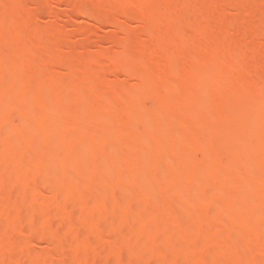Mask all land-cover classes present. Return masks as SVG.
Masks as SVG:
<instances>
[{
	"label": "rangeland",
	"instance_id": "1",
	"mask_svg": "<svg viewBox=\"0 0 264 264\" xmlns=\"http://www.w3.org/2000/svg\"><path fill=\"white\" fill-rule=\"evenodd\" d=\"M13 1H16V0H13ZM116 1L117 0H115V2ZM154 1L155 0H152V2ZM78 2L84 3L87 6V8L89 7V9L91 8L93 9V11L95 9L94 12H97L101 10L104 11L103 9L104 5H107L109 3L108 5L110 6V2H114V1L113 0H23L21 4L18 3L12 8L7 9V8H3V6L1 8V10L6 9L2 11V13H0V44L2 45L1 51H0V63L1 64H6L7 61L11 59V57L16 55L17 53L21 55V61L27 55H30L33 57L35 56L40 57L41 59H43V61L45 60L44 62L46 63V66H44V68L48 66L46 70H49V67L50 68L53 67V69L58 68V67L54 68L53 65L55 64V66H57L56 65L57 62L53 63V61H58V64H61V63L68 64V65L61 64L63 65L62 68L59 67L60 68V69L58 68L59 71L56 70L57 74L56 75L53 74L55 76L58 75L59 77H61L60 80L57 81L58 83L60 82L59 84L52 85L54 88L52 87L45 88L46 91L43 88L42 91H40V93L39 91L35 92L36 90L34 92L30 90L31 94H30V91L28 93V97L30 98L28 97L23 98L25 94L22 95L23 90H24L22 86L26 84V81L29 82V80L27 79L31 78V77H28L30 72L29 73L25 72L23 71V69H22L23 72H21V69H18L17 71H20V72H13L9 76H7L6 79L4 78V80H0V128L3 129L0 131V134H2L1 132H4V129H6L7 131L9 130V132L5 130L6 133L8 134H5L4 132V134H2L1 137H4V135H7V136L10 135L12 137L11 134H13V136L16 134L17 135L20 134V136H18L19 138L17 137V135L14 136V139L9 137L12 139V141H10L12 143L10 144L7 143L6 145L13 152L12 158L14 162L17 161L15 162V164L16 165L20 164L18 165V166H21L20 169H22L23 165L24 167H28L27 171H24L23 170L24 167H23L22 171H20L19 173L10 172V169H8L9 167L7 168L5 166L6 164L1 162L6 157V155L0 152V174H1L0 177H2L1 178L2 183L5 182L6 184L4 185L8 186L9 188L12 187V190H14L13 188L14 186H16L17 187L16 189L18 190H14V191L18 193H20L19 190L21 189L22 186L25 191V193L21 192V195L20 197H18V199L16 197L17 202L14 201L13 202V204L15 203L14 205L10 204L11 202L9 203L10 205L7 204L6 199H0V210H1L0 214L3 211H6V213L3 212V214H7V211L8 213H10L11 210L15 208V210H13L15 211L14 214L16 212H19V213L22 212L23 216L25 217L26 215V218H28V216L31 217L30 213L33 214L35 212V211L32 212L33 208L36 210V212H38V210H46L48 212L49 211L52 212L54 211L56 206H59V205L61 206V204L62 206L64 204H67V206L69 205V208H71V210L69 211L75 212L73 213L75 214L74 215L75 217H73L75 219H72L73 221L69 222L70 219L68 218L69 219L68 220L69 223H68L67 221H65L66 219L64 220L65 217L62 218L63 220L62 222L61 220L58 221L60 224L61 223L62 224L65 223V224L62 226L61 231L58 232V234H55L56 236L49 237L48 232H50L52 227H51V224L47 222L49 226L47 227V231L45 232L48 235L47 237H49L48 239L44 238V236H46L45 233L38 240L34 239L32 235L33 229L34 230L36 228L40 229L41 226L44 225V220L41 216V214H43L42 213L43 211L42 212L40 211L41 212L40 216L33 215L31 217L32 219L29 217L30 222L32 221L33 222L35 221V222L30 223L28 219L27 220L28 222L27 221L25 222L27 224L26 226L23 227V229L22 227L19 226L20 224L18 225V223L17 225L15 224V226L13 225L14 226L13 231L14 230L16 232L19 231L18 232L19 235H17L18 233L16 234L15 231L13 233L15 235L14 239L15 240L17 238L19 239V241L17 239L16 242L15 240H13L15 244L17 243V245H15L17 246V250L15 249V252L17 254L16 257L18 256L19 259L24 264H26L27 262H28L27 264H31V263L35 264V262L36 264H38L39 262L41 264L45 262L48 264H63L65 263L66 260H68L67 261L68 264H82L83 262L85 263L84 259L90 253H88V255L86 254L87 256H85V253L80 254L79 253L80 247L73 249V247L75 246L74 242L78 240L80 241L81 244L82 243L88 244L90 242V237L93 236V235L91 236L88 235L87 233L88 231H86L88 230V228L91 231L93 230L92 233H94L95 235L97 234V232H99L98 233L99 235L102 231L105 230L106 227H108V230H110L113 233V236H112V233L110 234L108 231L107 233L109 236L108 235L106 236L104 233L103 234L104 237L105 238L114 237L113 241L115 243L114 244L115 248L117 246L122 245L123 252L118 255H115V254L105 255L103 253L100 254V251L98 250L99 251L98 255L96 254L94 256L92 254L93 256L91 255L89 256L90 259L88 260H91L93 264H132V262L133 264H140V263L145 264L147 260L151 262L153 261L152 264H154V262L155 264H160V263L162 264L164 260L165 262L167 260L166 262L167 264L169 263L170 264H174V263L175 264H209L208 261H210V259L215 257L217 254H219L220 249L221 250L224 249L225 251L230 252V253L232 252L235 255L234 257L235 260L233 259L227 264H264V228L262 229L263 231H261L260 234L246 233V231L244 232L242 231V229L238 228L240 226H245V227L253 226L263 221L264 219V196L251 193L249 196H247L248 198L244 197L245 199L244 201V199L242 200V198H240L241 196H239L236 193L233 194V192H231L232 186L228 185L229 183L227 184L222 181V178H224L222 174H224L225 176H230L231 174L234 175V172L238 170L237 175H239L238 174L239 172L242 173L246 171V168L248 167L247 163H250L251 161L252 163L250 164H253L254 163L253 160H256L257 158V157L256 158L253 157L256 155L254 154L252 156V159H250L251 158L250 156L252 155L251 153H255V151L253 150H256V151L257 149L260 150V148H263L262 146H264V128H262L263 131L262 129H259L260 126L261 127L264 126V118L261 116V113H264V103L263 102L261 103L260 101L263 98V96L261 97V94H260L262 90L260 91L259 88H257V90H254V91L251 90L252 93H256L260 91L259 92L260 95H258L257 99L253 96V94H252L253 96L252 98L251 94L248 92H247L248 95H243L244 93L243 94L241 93L243 96L239 97L240 94H237L238 92H236V94H233L235 92L231 91L230 94H228L229 90L221 91L222 94H219L221 92H218V93L215 92L214 95L212 93L213 91H210L211 90L210 83L213 86V83L215 82L214 85H216L217 83H219L218 81L220 79L222 80V78L223 79L226 78L227 82L229 80L231 81L230 83H232L233 82L232 80H235L236 76L238 77L240 75L247 76L246 73L250 74L249 72L250 70H252V68L257 69V65L259 66L258 63L261 64L262 62H264L263 60L264 59V45L262 44L264 42L262 41L260 45L258 44V42H256L260 40L256 38L249 39V42H247L248 39L246 41V40H243V37L242 39L240 38L241 34L239 32L240 30H244V31L247 30L245 26H241V25L242 23L243 24L245 23L244 20L248 21L247 20L248 14L249 15L251 14L252 16L250 17H253V15L255 16L256 14H258L257 12L260 13L262 11V15H263L264 0H245V1L243 0H157L155 1L156 2L155 5L159 6L160 8H163V9H160L161 11L159 10L161 14H163V16L167 15L169 17L168 19H170L173 22L175 21L178 23L180 21L179 19H181L183 13L186 12L187 10L186 8L190 10L188 12H192L193 10L197 12L199 9H203V8L210 9L212 6H214L215 8H217L218 12H223V9L226 10L227 8L229 10V13L231 14V15L229 14V16L227 17V20L229 22L231 21L230 26H233L236 24L235 28L240 27V30L238 29V32H237L234 30V26L233 28L228 26L229 29H233V31L231 30L227 31L228 30V27H226L227 25L224 26V24L222 23H219V24L220 25L222 24L221 26L224 27L223 28L224 30L222 29V27H220L219 24L218 25L216 24V27L218 28H215V29H212V28L201 29L197 27L199 25L197 24V26L187 36H185L186 34H184L183 36V34H181L178 30H174V31L171 30L172 32H168V33L164 31H163L164 33H162L161 31L157 32V30L154 28L155 25H152V24H149V26L151 27V30H150V33L147 34V31L145 30L146 29L149 30V28H146V26L144 25V18L141 14H138V10L140 11V9L142 8L143 11H147V6H149L148 4H150L151 0H127L125 2H118V3L114 2L115 6L112 5V8L114 10L111 9L112 12L107 11L108 13L109 12L113 13L114 11L115 13L116 11L118 13V11L122 9L123 11L122 10L121 11L127 14L125 15V17L122 14L121 16L120 13L122 12L119 11L118 16L116 18L121 20L120 21L121 24L123 23L122 25L119 24L121 25L119 28L110 26V25L96 24L95 22L91 21V19L89 20L88 17H85L79 12L69 11L67 4L71 3L72 5H74ZM160 2L162 4H159ZM146 3L147 5H145ZM206 3L207 4L210 3V5L208 4V6L205 7ZM99 8L101 10H99ZM163 10H165V12L167 11L166 15H165V12L163 13ZM37 12L39 15H37V17H35L34 19V16H36L35 14H37ZM47 12L49 14L50 12H53V17L51 14H50L51 17L48 16ZM179 14H180V17H178ZM244 15L246 17H244ZM24 18L25 19L28 18L27 20H30L31 18H33L30 22L33 21L35 23L32 22L33 24L31 23V25H29L30 24L29 23L28 27L23 28L24 31L21 30L23 33L19 35L20 34V32H18L19 30L16 31V28L18 27L17 23H20L21 19H24ZM233 20L235 22H232ZM241 20L242 22L240 23L241 24L240 25L238 23ZM10 23H13V26H12L13 33H11L12 31L9 32L11 30ZM8 26H10V28ZM143 26H145L146 28L145 30L143 29ZM149 26L147 25V27ZM225 27L227 28V30ZM19 28H20V25H19ZM143 32H146V34H143ZM151 32H152V35H151ZM156 32L159 36L156 34ZM159 32L162 34H159ZM233 32L235 33L233 34ZM257 32L259 34L264 33L263 24L260 26L258 25ZM153 33L155 34L153 35ZM46 35H49V36H46ZM147 35H148V38L151 36L149 40H147L146 38ZM45 36L47 38L51 37L53 38L54 41L55 40L57 41L55 42L49 41V43L46 44L45 46L43 45L41 46L40 43L43 42V39L45 40L46 38ZM152 37H154V39H151ZM28 38L33 43H35V46H33L34 47L33 51L32 50L27 51L26 49H23V47L21 46L22 42L24 40L27 41ZM155 39H157L156 41L159 42L155 44L163 45L165 50L168 47V43H170V41L172 43L170 45H173L174 43L173 47H176V48L179 47L181 50L180 52L176 51V54L177 53L179 54L176 56L177 59L174 58L176 60L173 59L175 63L172 61L175 67L170 66L174 69L172 71L173 73L168 70V72L171 73L170 75L172 77L170 78L169 77L170 75H165L166 73L165 74L162 73L161 78L157 77L158 76L157 75L156 77L154 76L155 78L153 77L150 79L147 74H144L145 76L144 79L142 78L143 80L137 81L134 79L135 77H132V76H135V73L138 72L136 70H138L137 62L139 60L136 61V63H134L135 58H143V54L145 53V51L146 53L144 54V57L148 58V60L145 58V60H147L145 61V64L146 62L148 63V61H150L153 63L150 65H154L156 69L158 67L159 69L163 70V68L165 67L163 64L166 63L165 65H166V72H167V65H168L167 63L170 62L168 58L171 57V56L169 57V55H171L169 51L165 52L163 51L164 49L163 50L159 49L161 47L160 45H157L158 47L159 46L160 47L157 49V47L155 46L156 48L154 49H157L158 51L153 50V53L150 52L151 54L148 53L150 55L147 56V52L151 49L150 40L154 41ZM58 41L60 42L58 43ZM118 43H120L119 44L120 48L118 46ZM224 45L226 48L225 49L226 54H225V57L222 56L220 58L218 57L219 55H217L218 54L217 51L219 50L220 52L221 50H224L223 49L224 47L222 48V46ZM153 46L154 44L152 45V48ZM19 48H21V50H19ZM235 48H237V50H235L236 53L234 52ZM228 50L230 51L229 53L230 55L227 52ZM239 50L240 52H238ZM140 51L142 52L141 55H140ZM121 52L123 55L121 54ZM233 52L237 54V56L240 55L238 53H241V55L239 57L234 56L233 58H231L230 56L234 55ZM213 54H215L216 57L215 56L214 57L216 59L217 58L218 59L220 58V59L216 61L214 60L215 63L213 65H211L210 63V66H211L210 68H209V64L204 62L208 65L209 69L207 68L206 70H204L203 68L204 65L203 66L200 65L202 66V69L200 70L194 66L195 63H199L201 61V57H202V60L204 58V60H206L207 62H209L208 60L212 61V59H210L208 55L211 56ZM250 55L254 56V58L256 57L255 63H253L254 58L252 59V56ZM101 57L104 60L101 59ZM261 57H263V59ZM133 58H134V62L132 60ZM258 58H261V59L260 61H258L257 65H255ZM5 60L7 61L5 62ZM99 60H100V63H102V61L106 62L104 63V66H105L104 68H103V65H101L103 71L105 68H107L108 70V71L107 70L104 71V73L107 72L106 74L103 73L104 75L102 73L97 74V73L90 72L91 69L88 67V66H91V63H94L95 61H98V62H95L94 64L98 63V65L100 66ZM47 62H49L50 63L49 65L51 66L47 65ZM114 64H116L117 66L114 67ZM134 64L137 66V67L135 66V69L137 68L136 70L134 69ZM66 65L67 66L70 65V67L74 66L75 69H80L82 67L85 68L86 70L89 69L87 72L85 69H83L85 71V74H82V79L80 82L82 85H79V86L77 85V87H75L74 85L71 86L72 83L70 82V80H68L69 79L68 75H66L67 71H70V70L69 68L67 71L64 69L67 67ZM77 65H81V66H78L77 68ZM118 65L119 66L121 65V66L119 67ZM124 65L125 67H123ZM192 65L196 69L195 71H191L193 69V68L191 69ZM262 65H264V63ZM128 67L129 68L133 67L131 68L132 72H130ZM141 68H144V66H142ZM177 68H179L178 69L179 71L177 70ZM120 69L121 70L126 69V70L125 72H123V71H120ZM134 70L136 72H134ZM159 71L162 72L161 70ZM177 73L179 74L177 75ZM261 73H264V70H262ZM30 74L32 76V73ZM44 74H43V77H41V79L44 78ZM62 74H64L63 76L65 79L63 78ZM173 74L174 75L176 74V77ZM39 75L41 76V73ZM84 75L85 77H83ZM100 75H101V78L103 77L102 80H104L105 82V83H102L103 87H105L103 88L104 92L102 89L103 94L106 91L104 96L103 94L100 95L98 90L96 92H92L90 88H88V84L90 83V81L93 80L96 76L100 77ZM174 80L176 81V84L178 85L177 88H174L176 89V91L174 89H173L174 91L171 90L172 87H176ZM172 83H173V86H172ZM193 84H195V86H193ZM61 86L65 88H61ZM108 87H111V88H108ZM214 89L215 88H213V90ZM219 89H217L216 91H219ZM209 91L212 94V96L210 94L211 97L209 96ZM61 92L63 93L62 95L63 98L65 97L64 98L65 104H67L69 112L71 111L72 114H74L78 110L79 113H83L82 115L85 114L84 117H82L80 114L81 116L80 118L77 117L73 119L70 116L72 119L71 122L73 123L72 126L76 129V132L66 131V130L59 131L61 130L60 128L61 121L59 122L58 120L59 118L58 119L55 118V115H56L55 112L57 108H59L61 105V102L59 100L60 99L59 93ZM168 92L169 93L172 92L171 94L174 93L173 94L174 98L170 94H169L170 96L167 98ZM261 93L264 95V92H261ZM76 96L80 97V99L78 98L81 101L80 107H79L80 104L78 105V107L75 104H73L74 99L77 98ZM99 96H100V99L102 97H104V99L102 98V100L99 101ZM165 97L169 99L170 101L172 100L173 101L170 103V101L165 99ZM171 97L172 99H170ZM226 97H228L232 101L231 104H229L230 103V101H228L229 99L226 102L223 100V99H227ZM95 98H98V99L94 101ZM258 98H260V100H258ZM255 99L258 100L259 103L256 102ZM177 102L179 106H181L179 108L181 109L184 108L183 110H180L179 108H177L180 110L179 113H177L176 108L174 109V107L177 106V104H175ZM225 103H227L230 106H228L227 104L226 106ZM81 107L83 108V110L81 109L82 111L80 110ZM227 107L228 108L231 107L229 108L230 109L229 111H232V113L229 111H228L229 113L227 112L228 118L227 117L226 118L228 120H226V118H223L224 115L226 114L224 110L227 109ZM117 108L125 109V111L128 112V114L130 113L129 111L134 110L133 108H135L137 113L136 112L134 113L138 115H136V118L132 117L134 118V120L132 119L133 121L132 122L129 121L130 123L128 124L126 122H124L123 124L121 122L118 123L119 120L117 119V115H118V112H117L118 110H116ZM130 108L132 109L130 110ZM17 110H19V113L20 112L23 113V115L21 113V117H19L18 119L15 117V114H14L15 111ZM167 110L174 111V113L177 114V117L179 119H184L187 121H192L191 118L190 120L188 118V115H192L191 113H194L193 114L194 116L195 114H198V116L200 115L199 117H196V116L192 117L193 118L192 122L194 123H195V120H194L195 118L196 120L199 118V121H200L202 117V113L204 112L208 114H210V112L211 113L213 112L215 114L217 113L215 116L216 120L214 121V124L217 121L219 122L218 125L216 126L217 130L214 129L217 132L216 133L213 132L214 125L213 123H211L210 125L211 127L208 126L210 130L209 129L208 130L210 132H213L212 133L213 138L211 137L212 134H210L208 130L207 131H208V134H210L208 136H210L212 140H210L209 138V141L208 140L206 141V139H208L206 138L204 139L205 140L204 141L202 138V140L200 141L203 142V145L202 144L199 145V142H200L199 139L196 138L194 141V138L191 137L190 135V133L192 132L194 134L195 132H197V128L195 124L191 122L192 126H191L190 133L189 132L187 133L185 131L186 136H182V138L178 137V139L180 138L183 141L185 140V137H186V139L189 140L188 143L190 142V144L192 143L195 144L197 140L199 142L198 143L196 142V143L198 144L199 147L198 148L195 147L194 144L189 145L186 154L183 152V148H184L183 145L187 147L186 146V144L188 145L187 140H186V144L185 143L183 144L181 142L178 143L179 141L177 140L178 141L177 143L180 144V146H183L181 148L177 144L178 147L176 148H178V150L171 148L170 147L171 145L165 144L166 149L163 147L157 146V150L155 149L156 152L153 149L152 150L153 152L151 153L148 152L145 155H141L139 153L137 155L136 154L137 152H135V150L129 149L136 142H138L139 139L137 138H139L138 135H140L138 133L141 132V134H144L145 136L148 132L151 133L152 130L148 129V127L149 125L152 124L153 118L155 116L157 117L158 114L161 115L162 112H166ZM218 113H220V115ZM36 114H39L41 116V120L45 122L47 125L54 124V126H51L50 128L51 130L48 129L49 131L48 130L43 131L42 129L40 130V128H38L39 127L38 125L39 123L37 122L38 120H35L37 119ZM131 116H132V113H131ZM256 116H258V118L253 119V117H256ZM247 119L254 120L253 123L250 120V123L252 124L255 123L256 125L257 124L260 125L261 123L262 125L260 126L257 125L258 130L256 128L255 129L256 132L255 130H251L255 124L253 126H251L252 125L251 124L250 127H248L249 130L245 129V126H246L245 124H250ZM257 119H260V123H258ZM108 121H111L109 123L111 126L108 125ZM220 122L222 124H220ZM196 123H198L199 125V122H196ZM115 124H120V125H115ZM146 124H147V128L145 126ZM177 132L179 133V131ZM185 132H182V133L180 132L181 134L179 135H184ZM195 137H197V135ZM162 139L163 138H161V141ZM5 142L7 141L4 140V143ZM0 143L3 144L2 141H0ZM47 146H51L53 150H49L50 152L43 153L42 150L44 148H48ZM127 147H128V150L126 149ZM158 147L164 150L160 149L162 150L160 152L158 151L159 150ZM239 147H242V148L244 147V149H247L248 152L250 151L251 152L248 153L245 150V152H247L245 153V155L244 154L240 156L235 155L236 154L235 152ZM72 148L74 150L77 149L78 151V152L77 151L76 152L74 151V152L78 153L76 154L75 157L79 159L77 160L79 161L78 163L79 165L76 163V160L73 159L75 161L73 162L76 163V165L73 162L69 164L70 166L66 163L68 167L64 168L63 166H65V164L60 165L59 158H62L66 154L67 155L71 154L69 153L70 152L69 150L70 149L72 150ZM103 149L106 150V154L104 155V158H103ZM123 149L125 151H122ZM90 152L94 156L93 164H87V161L88 162L91 161ZM87 153L89 154V156ZM246 154L250 156L248 155L246 156ZM50 160H52V162ZM39 161L42 162V166L38 169V172L40 176L42 177L41 179L42 182L44 181L43 185L40 180L39 184H41V186L39 187L40 189L37 188L38 193L34 192L31 189L30 190L32 192H30L29 190L27 192V189L29 188V186L31 188L33 181L35 182V180H33L35 178V175L33 172L35 169L34 164L35 162L37 163ZM49 162H51V164ZM85 162L87 164V165L85 164L86 166H84ZM135 163H139V165H141L140 166L141 170L138 169L139 172L141 173L137 171V174L138 173L139 175L141 174V176H139V180H142V181L137 183L138 185L141 183L139 185L138 190H136L137 200L134 201L133 204H131L132 206H130L128 210L126 208V206H128L126 205L127 196L121 195L120 197L116 198V199H120L119 201L114 200V198L113 199L109 198L108 200L105 193H107L108 191V186L110 187L113 184L115 185L119 182H122V180L124 179L125 180L128 179L132 173V171H130L132 169L131 166ZM61 164H63V162H61ZM71 164H74V165H71ZM207 165L209 166V168ZM90 166L93 167L92 171L89 169ZM217 166L218 168H220L221 172L218 171V173L216 174V171L218 170L216 169ZM180 167L183 170L186 168L187 172H189V175H187L188 177L180 178L181 177L180 176L179 178L178 177L175 178L174 177L175 172H174L172 174V176L174 175L173 176L174 178L173 177L171 178L170 175L173 172V170L178 169ZM205 167H207L208 169ZM154 171L156 173V174L154 173L155 175L152 174ZM212 171L216 174L217 177L212 176L213 174ZM191 172H195V173H191ZM197 172H198L199 178H198V175H196ZM201 172H203L204 175ZM210 172L212 173L211 175H210ZM200 173L202 174L201 177H200L201 175ZM158 174L160 176H158ZM164 174L165 175L168 174L166 176L167 182L169 184L167 187V190H166V187L164 186L166 191L164 189L163 190L160 189V187L158 186L160 182L157 183V179H155L156 180L155 182L154 178L152 179L150 178L152 175L153 177L158 176L160 179L161 175L163 177ZM193 174H195L196 177L193 176ZM237 175L235 173V176H231V177L234 178ZM190 176L191 177L193 176L192 179L194 180L191 179L192 180L191 181L189 179ZM211 176L214 177L213 179L214 181L212 183H211V180H212ZM204 177L207 178L205 179L206 181L202 180L204 179ZM143 178H145V180ZM196 178L198 179V181ZM169 179H174L175 181L172 182L171 180V183H170ZM88 181H90L91 183L93 182L92 189L93 191H97V192L92 193V191L87 190L88 188L86 189L87 187L86 182L88 183ZM106 182H108V184ZM111 182L113 184H111ZM163 185H166V179H165V184ZM229 186H230L231 191H229ZM5 188L7 189V187ZM158 189L159 191L162 190L163 192L162 191L159 192ZM104 190H105V193H103ZM130 191H134V190L130 189ZM7 192L9 193L10 189H8ZM22 193L24 195H22ZM85 193L86 194L90 193L92 195L90 201L89 200L86 201L83 198L82 195H84ZM133 194L134 192H132V196L136 198L135 194L134 195ZM17 196H19V194ZM11 197H8V198H11ZM182 197H184V200ZM185 198L187 200L193 199L191 201V204L188 203L190 201L189 200L187 201ZM3 200H6V202H4ZM186 201H187V204L185 203ZM170 202L175 207H181L186 204L185 206H187L189 209H187L186 212H183L182 215H180V217L178 215V217L176 218V221L178 220L179 221L176 222V224L173 222L172 226H168V223H166L164 220L163 221L165 222L167 226L163 225L162 220L154 221V222H157V223H154L152 220L153 215L151 214V213H154L153 210L155 211L161 210V209L163 210L164 207L166 209L168 203ZM172 202H175V203H172ZM106 204H108V206ZM171 204L169 205L171 206ZM11 206L13 207L12 209H10ZM119 207L123 208V210H118ZM124 207H125V210H124ZM193 207H198L199 211H193L195 209L191 211V208ZM26 208H31V209H26ZM115 208H118V209H115ZM23 209H25V211L28 210L27 213L29 212V215L27 213L24 214L25 211ZM16 210H19V211H16ZM126 210L132 213L131 214L132 219L134 215V222L133 220L132 222L124 221L125 217L122 215V213H124L122 211H126ZM13 211L11 213H13ZM146 216H148L149 218L151 217L150 221L152 220V222L148 221V217ZM3 217L4 219H2ZM3 217L0 219L1 220L0 221V235H2V233H5V231L7 232V229L10 228L12 224H14V223H11L9 219L5 218L8 216L3 215ZM40 217L42 218L43 223ZM122 217H124V219ZM102 218H106V220H108V222L104 221L105 222L104 226L107 224L108 226L100 227L96 223V221L102 220ZM140 218L142 219L140 220ZM144 221L146 222V224L144 223ZM66 222L68 224H66ZM93 222H95L96 224H94ZM141 222L142 224H140ZM39 224H41L40 227H39ZM55 224L56 223H54V225ZM60 224L58 225L60 226ZM93 224L94 226L95 225H98V226H95L94 228H92ZM177 224L179 225V227H177ZM216 224L223 225L224 228H228L226 226H229V228L233 227L235 231H233L232 233L230 232V234H227V235L223 234L224 236L223 235L219 236L212 229V227L216 226ZM15 227L17 230L15 229ZM43 228L46 229V227H43ZM3 230L4 232H2ZM56 231L57 230H55V232ZM120 231L123 233V235L122 233H120ZM43 232H44V229H43ZM131 232H134V233H131ZM128 233H131V234L128 235ZM132 234H136V235L139 234L140 236L138 235L136 236L137 239L132 240L130 238L131 237L130 235ZM141 234L142 235L144 234V235L142 236ZM116 235L120 237L122 235L121 237L122 239ZM200 237L202 238V240H204L203 242L202 240H200L201 239ZM25 240L27 242H29L30 240L31 243L29 242L30 243L29 245L25 244V242L22 243L23 245L19 244ZM103 240H101V242ZM115 240L117 241V243ZM198 240H200V242ZM119 241H121V244ZM124 241L125 242L127 241V242L124 243ZM205 243L206 244L208 243L207 244L208 246L207 245L205 246ZM85 244L81 246H86ZM20 245L21 247L19 248L18 246ZM209 245H212V246H209ZM193 247H196L199 249L201 248L200 250H197L199 252L196 253L194 258L190 257L187 254L188 251L190 252V250L193 249ZM178 254L181 256H178ZM168 255H172L177 259L179 258H183V259L178 262H173L174 261V260L172 261L173 258L166 259ZM9 256H11L10 253H6L4 256L6 258L3 260L0 259V264H5L6 263L5 260L10 259ZM196 256L200 258L196 259ZM231 256H233V254H231ZM42 257L45 262L42 260ZM133 260H136V262L134 263ZM2 261L5 263H3Z\"/></svg>",
	"mask_w": 264,
	"mask_h": 264
},
{
	"label": "bare ground",
	"instance_id": "2",
	"mask_svg": "<svg viewBox=\"0 0 264 264\" xmlns=\"http://www.w3.org/2000/svg\"><path fill=\"white\" fill-rule=\"evenodd\" d=\"M11 0H0V13H2V11H4V10H6V9H2L1 10V8H2V6H3V8H7V9H9V8H12L13 6H15L16 4H21L22 2H23V0H16V1H11ZM114 2H115V0H113ZM125 1H127V0H117L115 3H118V2H125ZM155 1H157V0H155ZM152 2V0H151V2L153 3H151L150 2V4H148L149 6H147V11H143V9L141 10L140 9V11L138 10V14H141L142 16H143V18H144V25L146 26V28H149V30L148 29H146L145 28V26H143V29L145 30V31H147V34H149L150 33V30H151V27L149 26V24H152V25H155V29L157 30V32L158 31H161L162 33H164V32H172L171 30H178L181 34H183V36H184V34H186L185 36H187L189 33H191L192 32V30L197 26V24H199L197 27L198 28H201V29H206V28H212V29H215V28H218V27H216V24L218 25L219 23H222V24H224V26L225 25H227L226 27H228V26H230L231 24V21L229 22L228 20H227V17L229 16V10L226 8V10L225 9H223V12H218V10H217V8H215L214 6H212L210 9H199L197 12L196 11H192V12H188V11H190V10H188V8H186L187 10H186V12H184L183 13V15H182V17H181V19H179L180 21L177 23V22H173V21H171L170 19H168L169 17L166 15L167 14V11L165 12V10H163V13L165 12V15L166 16H163V14H161V10L160 9H163V8H160L159 6H157V5H155V3L156 2ZM243 1H245V0H243ZM114 2H110V6L108 5V7H107V5H104V11H102L100 8H99V10H101V11H97V12H94L95 11V9H94V11H93V9H89V7L87 8V6L84 4V3H82V2H78V3H76V4H74V5H72L71 3H68L67 4V6H68V9H69V11H71V12H79L80 14H82V15H84L85 17H88V19L90 20L91 19V21H93V22H95L96 24H99V25H110V26H114V27H120L122 24H121V20H119L118 18H116L117 16H118V13H119V11H121V10H119L118 11V13H117V11H116V13H115V11L113 12V13H110V12H112L111 11V9L112 10H114L113 8H112V5H114L115 6V3ZM145 2V1H144ZM66 3V2H65ZM112 3V4H111ZM64 4V3H63ZM159 4H162L161 2L159 3ZM158 4V5H159ZM209 5H210V3H208ZM208 4L206 3V5H205V7L206 6H208ZM65 5V4H64ZM145 5H147V3L145 4ZM154 7H153V6ZM66 6V5H65ZM105 6H106V8H105ZM113 6V7H114ZM146 7V6H145ZM161 7H162V5H161ZM107 8H108V10H107ZM144 8V7H143ZM151 8H153V9H151ZM148 9H150V10H148ZM160 10V11H159ZM107 11H110L109 13L107 12ZM123 11V10H122ZM121 11V12H122ZM159 14H158V13ZM188 12V13H187ZM40 13V12H39ZM258 14H256L255 16L253 15V17H250V16H252L251 14L249 15H247V20L248 21H246V20H244V24H246V25H244L243 23H242V25L240 24L241 22H242V20L238 23V24H240L241 26H245L246 27V31H244V30H240V25L238 26L239 28H235V25H233L234 26V30L235 31H237L238 32V29L240 30L239 32H240V38L242 39V37H243V40H246L247 41V39H248V41L247 42H249V39H254V38H256V39H258V40H260V41H256V39H255V41L256 42H258V44H260L261 45V43H262V41L264 42V33L263 34H259L258 32H257V28H258V25L260 26V25H264V13H263V15H262V11L259 13V12H257ZM47 14H48V16H50L51 17V15H52V17H53V12H50V14L47 12ZM111 14H113V15H111ZM114 14H116V15H114ZM123 15L124 17H125V15H127L125 12H122V13H120V15ZM261 14V15H260ZM36 16H34V19H35V17H37V15H39L38 14V12H37V14H35ZM119 15V16H120ZM121 15V16H122ZM231 15V14H230ZM249 16V17H248ZM178 17H180V14L178 15ZM177 17V18H178ZM244 17H246L245 15H244ZM171 18V17H170ZM28 18H24V19H21V22L20 23H17V28H16V31H18V32H20V34L19 33H17V34H19V35H21L23 32L22 31H24L23 30V28H27L28 27V24L29 25H31V23L33 22H30L33 18H31L30 20H27ZM230 19V18H229ZM233 19V18H232ZM25 20H26V22H25ZM226 20H227V22H226ZM23 21V22H22ZM173 22V23H172ZM225 22V23H224ZM232 22H235L234 20L232 21ZM33 23H35V22H33ZM32 23V24H33ZM237 23V22H236ZM11 24V28H10V26H8L10 29V31L9 32H11L12 30H13V23H10ZM20 25V28H19V25ZM119 24H121V25H119ZM149 26V27H147V25ZM221 24V25H222ZM234 24V23H233ZM25 25H27V26H25ZM200 25H201V27H200ZM220 25V24H219ZM220 25V27H222V29L224 28L223 26H221ZM25 26V27H24ZM233 26H230L231 28H233ZM225 27V28H226ZM121 29V28H120ZM22 30V31H21ZM143 30V31H144ZM217 30V29H216ZM224 30V29H223ZM226 30H227V28H226ZM229 30H231V31H233V29H229V27H228V30L227 31H229ZM164 31V32H163ZM157 32H156V34H157ZM11 33H13V31L11 32ZM10 33V34H11ZM122 33V32H121ZM162 33H160L159 32V34H162ZM178 33V32H177ZM235 32H233V34H234ZM143 34H146V32H143ZM155 33H153V35H154ZM173 34V33H172ZM176 34V33H175ZM228 34V33H227ZM123 35V34H122ZM151 35H152V32H151ZM158 35V34H157ZM46 36H49V35H46ZM45 36V37H46ZM159 36V35H158ZM146 37V36H145ZM151 37V36H150ZM149 37V38H150ZM156 37V36H155ZM47 38V37H46ZM45 38V40L43 39V42H41L40 43V45L42 46H45L46 44H48L49 43V41L50 42H55V41H57V40H53V38H47L46 39ZM147 40H149V38H148V35H147ZM245 38V39H244ZM55 39V38H54ZM142 39V38H141ZM151 39H154V37H152ZM122 40V39H121ZM157 39H155L154 41L153 40H150L149 42L151 43L150 45H151V47H150V45H149V47L152 49H150L148 52H147V56H149L151 53H153V50H157L160 46V48L159 49H161V50H163L164 49V46L163 45H160V44H157V45H160L159 47L155 44V43H159V42H157L156 41ZM123 41V40H122ZM153 41V42H152ZM251 41V40H250ZM253 41V40H252ZM60 41H58V43H59ZM229 42V41H228ZM260 42V43H259ZM120 43H121V41H120ZM120 43H118V46H119V44ZM232 43V42H231ZM230 43V44H231ZM154 44V46H153V48H152V45ZM170 44H172L171 43V41H170V43H168V47L166 48V50L164 49L163 51H165V52H170L171 53V55H169V57L171 58H168V60L170 61L169 63H167L168 65H167V72H168V70L170 71V72H172L174 69L172 68V67H175L174 66V63H175V61L174 60H176L177 59V55L179 54V53H177L176 54V51H181L180 50V48L178 49V48H176V47H173L174 46V43H173V45H170ZM263 45H264V43H262ZM223 45V44H222ZM1 44H0V51H1ZM21 46L23 47V49H26L27 51H30V50H32L33 51V49H34V47L33 46H35V43H33L29 38H28V40L26 41V40H24L23 42H22V44H21ZM127 46V45H126ZM157 47V49H154V48H156ZM171 46V47H170ZM176 46V45H175ZM224 47V48H223ZM229 47V46H228ZM119 48H120V46H119ZM222 48L224 49V50H221L220 52H219V50L217 51L218 52V54L217 55H219L218 57H225V45L224 46H222ZM230 48V47H229ZM228 48V49H229ZM128 49V48H127ZM19 50H21V48H19ZM235 50H237V48H235L234 49V52H235ZM121 51V50H120ZM123 51V50H122ZM158 51V50H157ZM131 52V51H130ZM144 52V51H143ZM151 52V53H150ZM156 52V51H155ZM228 52V54L230 53V51L228 50L227 51ZM233 52V53H234ZM238 52H240V50L238 51ZM124 53V52H123ZM141 51H140V55H141ZM145 53H146V51H145ZM144 53V54H145ZM148 53H150V54H148ZM236 53V52H235ZM234 53V55H231L230 57L231 58H233L234 56L236 57L237 56V54H235ZM121 54H122V52H121ZM128 54V53H127ZM144 54H143V58H135V62H134V58L132 59L133 60V62L134 63H136V61H138L137 63H138V67L134 64V69H135V66L138 68V70H136V71H138L137 73H135V76H132V77H135L134 79L135 80H137V81H139V80H143L144 79V74H147L148 75V77L151 79V78H153L154 76L156 77L157 75V77H159V78H161V74L162 73H166L165 75H170L171 73L170 72H168V74H167V72H166V63L165 64H163L165 67V70H164V68H163V70L162 69H159L156 65V67H157V69L154 67V65H150V64H153L152 62H150V61H148V63L146 62V64H145V61H147L148 60V58H146V57H144ZM173 54V55H172ZM176 54V55H175ZM238 54H240L241 55V53H238ZM123 55V54H122ZM131 55H133V54H131ZM139 55V56H140ZM230 55V54H229ZM239 55V56H240ZM253 55V54H252ZM252 55H250V56H252ZM13 56V55H12ZM215 54H213V55H208V57H210V59H212V61H210V60H208L209 62H207L206 60H204V58H203V60H202V57H201V61L199 62V63H195L194 64V66L195 67H197V69H202V66L204 65V70H206L207 68H208V65L207 64H209V68L211 67L210 66V63H211V65H213L215 62H214V60L216 61V60H219L218 58L216 59L215 57ZM239 56H237V57H239ZM262 56V55H261ZM117 57H119V56H117ZM116 57V58H117ZM138 57V56H137ZM207 57V58H208ZM212 57V58H211ZM98 58H100V57H98ZM124 58V57H123ZM129 58V57H128ZM145 58L147 59V60H145ZM174 58H176V59H174ZM254 58V56H252V59ZM256 58V57H255ZM254 58V59H255ZM262 59H263V57H261ZM261 58H258L257 59V62H256V64L255 65H257V63H258V61H260V59ZM9 59V58H8ZM101 59H103L102 57H101ZM125 59V58H124ZM144 59V60H143ZM174 59V60H173ZM206 59V58H205ZM253 59V63H255V61H256V59L254 60ZM94 60H96V59H94ZM104 60V59H103ZM117 60V59H116ZM130 60V59H129ZM264 60V59H263ZM4 61V60H3ZM7 60H5V62H6ZM45 61V60H44ZM43 61V59H41L40 57H38V56H35V57H33V56H30V55H27L25 58H23V60L21 61V55L19 54V53H17L16 55H14L13 57H11V59H9L8 61H7V63L6 64H1L0 63V80H4V78L6 79V77L7 76H9L10 74H12L13 72H20V71H17L18 69H21V72H23V71H25V72H30V73H32V76H31V74L29 73V75H28V77H31L30 79H27V80H29V82H27L26 81V84H24V86H22V88L24 89L23 90V93H22V95L23 94H25L24 96H23V98H27L28 97V93H29V91L31 90L32 92H34L35 90V92H37V91H39V93H40V91H42V89L44 88V90H45V88H54L52 85H57V84H59L57 81H59L60 80V78L61 77H59L58 75L57 76H55L56 74H57V71L56 70H58L59 71V69L60 68H62V66L63 65H61V64H67V63H61V64H58V61H53V63H56V65L57 66H55V64L53 65L54 66V68L55 67H60L59 69L58 68H56V69H53V67L52 68H50L49 67V70H46V68L48 67H45L44 68V66H46V63ZM47 61V60H46ZM49 61V60H48ZM92 61V60H91ZM107 61V60H106ZM174 63H173V62ZM198 61V60H197ZM262 61V60H261ZM51 62V61H50ZM60 62V61H59ZM63 62V61H62ZM66 62V61H65ZM95 62H98V61H95ZM94 62V63H95ZM125 62H126V60H125ZM124 62V63H125ZM128 62V61H127ZM143 62H144V64H143ZM202 62V63H201ZM204 62H206V63H204ZM94 63H91V66H88L91 70H90V72H93V73H104V71H106L107 70V68H105L104 69V71H103V69H102V66L101 65H103V68L105 67L104 66V63H106V62H104V61H102V63H100V60H99V64H100V66L98 65V63H96V64H94ZM123 63V64H124ZM130 63H132V62H130ZM130 63H128V64H130ZM140 63V64H139ZM264 62H262L261 64L260 63H258L259 64V66L257 65V69L256 68H252V70H250V74H248V73H246L247 74V76L245 75H243V76H236V78H235V80H232L233 82L232 83H230L231 81H229L228 80V82H227V79L225 80V79H223L222 78V80L220 79L218 82L219 83H217L216 85H214V83H213V86H212V84L210 83V86H211V90L210 91H213L212 93H213V95H214V93L216 92V93H218V92H221V91H226V90H229L228 92V94H230V92L231 91H233V92H235V93H233V94H236V92H238L237 94H240L239 95V97L240 96H243V95H248V93H250L251 94V96H252V94H253V96L257 99V97H258V95H260L261 94V97L263 96V98H262V100H260V98H258V100H260L261 101V103L263 102L264 103V95L261 93V92H264L263 90H264V73H261V71L262 70H264V65H262ZM45 64V65H44ZM50 63L49 62H47V65H49ZM116 64H118V63H116ZM116 64H114V67H116L117 65ZM120 64H121V62H120ZM122 64V65H123ZM143 64V65H142ZM148 64V65H147ZM198 64V65H197ZM61 65V66H60ZM68 65V64H67ZM66 65V66H67ZM141 65V66H140ZM200 65H202V66H200ZM206 65H207V67H206ZM49 66H51V65H49ZM65 66V67H66ZM78 66H81V65H77V68H78ZM119 66V65H118ZM121 66V65H120ZM119 66V67H120ZM131 66V65H130ZM133 66V65H132ZM142 66H144V68H141ZM170 66H172V67H170ZM193 66V65H192ZM191 66V71H195L196 69L194 68V66L192 67ZM253 66V65H252ZM262 66H263V68H262ZM75 67H76V65H75ZM86 67V66H85ZM88 67H87V69H88ZM106 67H108V66H106ZM123 67H125V65L123 66ZM256 67V66H255ZM64 68V67H63ZM68 68H69V70L71 71H67L68 70ZM70 68H72V69H70ZM80 68V67H79ZM131 68H133V67H131ZM131 68H129L128 67V69L130 70V72H132V69ZM146 68V69H145ZM208 68V69H209ZM259 68V69H258ZM260 68H261V70H260ZM22 69H23V71H22ZM66 71H67V74L66 75H68V80H70V82L72 83V85L71 86H75V87H77V85L79 86V85H82L80 82H81V79H82V74H85V71L83 70V69H85V68H80V69H75L74 68V66H71L70 67V65L69 66H67L66 68H64ZM81 69H82V71H81ZM172 69V70H171ZM179 68H177V70H178ZM45 70V71H44ZM86 70V69H85ZM89 70V69H88ZM88 70H86V72L88 71ZM96 70V71H95ZM126 70V69H125ZM125 70H121L120 69V71H123V72H125ZM134 70V72H136ZM144 72H143V71ZM159 70H161L162 72H160ZM255 72H254V71ZM46 71H47V73H46ZM95 71V72H94ZM103 71V72H102ZM108 71V70H107ZM119 71V70H118ZM164 71V72H163ZM179 71V70H178ZM253 71V72H252ZM257 71V72H256ZM42 72H44V73H42ZM62 72V71H61ZM68 72H70V73H68ZM129 72V73H130ZM140 72H142V73H140ZM36 73V74H35ZM41 73V76L39 75ZM52 73V74H51ZM72 73V74H71ZM107 72H105L104 74H106ZM126 73H127V71H126ZM173 73V72H172ZM34 74V75H33ZM43 74H44V78L43 79H41V77H43ZM53 74H55V75H53ZM65 74V73H64ZM64 74H62V76L64 75ZM70 74V75H69ZM103 74V75H104ZM160 74V75H159ZM179 73H177V75H178ZM48 77H47V76ZM61 75V74H60ZM134 75V74H133ZM174 75V74H173ZM40 76V77H39ZM46 76V77H45ZM70 76V77H69ZM143 76V77H142ZM162 76H164V75H162ZM175 77H176V74L174 75ZM83 77H85V75L83 76ZM96 77H98V78H96ZM93 80H91L90 81V83L88 84V88H90V90L92 91V92H96L97 90H98V92L100 93V95H102L103 94V92H104V89L103 88H105V87H103V85H102V83H105L104 82V80H102V78H101V75H100V77L99 76H96ZM154 77V78H155ZM170 78L172 77L171 75L169 76ZM63 78H64V76H63ZM101 78V79H100ZM143 78V79H142ZM174 78V77H173ZM237 78H239V79H237ZM65 79V78H64ZM168 79V78H167ZM169 80V79H168ZM167 80V81H168ZM165 81H166V79H165ZM175 81V80H174ZM173 81V82H174ZM209 81V80H208ZM212 81V80H211ZM221 81V82H220ZM210 82V81H209ZM86 83H88V82H86ZM175 84H176V81L174 82ZM174 84V85H175ZM200 84V83H199ZM105 85V84H104ZM172 86H173V83H172ZM176 87H172V91H176V89H174V88H177L178 87V85L176 84L175 85ZM193 86H195V84H193ZM87 87V86H86ZM203 87V86H202ZM33 88V89H32ZM60 88V87H59ZM61 88H65V87H62L61 86ZM92 88V89H91ZM101 88V89H100ZM106 88H107V86H106ZM108 88H111V87H108ZM113 88V87H112ZM115 88V87H114ZM180 88V87H179ZM199 88V87H198ZM204 88V87H203ZM213 88H217V89H219V91H216L215 89L213 90ZM257 88H259V90L261 91H259L260 92V94H259V92H256V93H252V91H254V90H257ZM260 88H262V89H260ZM100 89V90H99ZM102 89H103V92H102ZM174 89V90H173ZM48 90V89H47ZM112 90H114V89H112ZM116 90V89H115ZM252 90V91H251ZM31 91H30V94H31ZM46 91V90H45ZM49 91V90H48ZM210 91H209V96H210ZM109 92V91H108ZM118 92V91H117ZM202 92V91H201ZM200 92V93H201ZM248 92V93H247ZM105 93H106V91H105ZM104 93V94H105ZM112 93V92H111ZM172 93V92H171ZM171 93H169L168 92V96H167V98L170 96V95H172V97H173V94H171ZM204 93V92H203ZM243 95H242V94ZM247 93V94H246ZM60 94V96H59V100H60V102H61V105H60V107L59 108H57V110H56V112H55V118L56 119H58L59 120V122H60V124H61V126H60V128H61V130H59V131H75L76 132V129L72 126V119L73 118H80L81 116L82 117H84L85 116V114L84 115H82L83 113H79L78 112V110H77V112H75L74 114H72V112L70 111L69 112V109H68V106H67V104H65V97L63 98V93L61 92V93H59ZM98 94V93H97ZM104 94H103V96H104ZM109 94V93H108ZM167 94V93H166ZM170 94V95H169ZM202 94V93H201ZM208 94V93H207ZM219 94H222V92L221 93H219ZM218 94V95H219ZM233 94H231V95H233ZM249 94V95H250ZM257 96H256V95ZM27 95V96H26ZM99 95V94H98ZM113 95V94H112ZM79 96V95H78ZM211 96H212V94H211ZM210 96V97H211ZM253 96H252V98H253ZM77 97V96H76ZM115 97V96H114ZM172 97L170 98V99H172ZM209 97V98H210ZM220 97V96H219ZM231 97V96H230ZM28 98H30V97H28ZM80 99V97H77V98H75L74 99V102H73V104H75L77 107H78V105L81 103V101L79 100ZM103 99H104V97H102ZM102 98L100 99V96H99V101L100 100H102ZM166 97H165V99H167ZM174 98V97H173ZM213 98H214V96H213ZM227 99H223L225 102L229 99L228 97H226ZM98 98H95V100L94 101H96ZM255 99V100H256ZM167 100H169V99H167ZM252 100V99H251ZM258 100H256V102H258ZM165 101V100H164ZM170 101V100H169ZM173 101V100H172ZM172 101H170V103L172 102ZM228 101H230V103L229 104H231V100L229 99ZM159 102V101H158ZM168 102V101H167ZM157 103V102H156ZM259 103V102H258ZM175 104H177V106L176 107H174V109L176 108H179V107H181V106H179V104H178V102L177 103H175ZM182 104V103H181ZM227 103H225V105H226ZM228 105V104H227ZM226 105V106H227ZM262 105V104H261ZM81 106V104L79 105V107ZM228 106H230V105H228ZM229 108H231V107H229ZM228 107H227V109H225L224 111H225V115H224V117L223 118H226L227 116H228V113L229 112H231L232 113V111H229L230 109H229ZM83 110V108L81 107L80 108V110ZM132 108H130V110H131ZM134 110H131V111H129V109H128V111L130 112L129 114H128V112H126L125 111V109H121V108H117L116 110H118L117 112H118V115H117V119L119 120L118 121V123L119 122H121L122 124L124 123V122H126L127 124L128 123H130V122H132L133 120H134V118H132V117H135L136 118V115H138V114H135L134 112H136V110H135V108H133ZM180 110H183V109H181V108H179ZM179 109H177V113H179L180 112V110ZM81 110V111H82ZM186 111V110H185ZM229 111V112H228ZM116 112V111H115ZM182 112V111H181ZM184 112V111H183ZM228 112V113H227ZM21 113L22 112H20L19 113V110H17V111H15V117L18 119L19 117H21ZM131 113H132V116H131ZM135 115H134V114ZM137 113V112H136ZM204 113H206V112H204ZM204 113H202V117H201V119H200V121H199V118L196 120V118L194 119L195 120V123L194 122H192L193 121V118L192 117H199L198 116V114H195V116L193 115L194 113H191L192 115H188V118H189V120H190V118H191V120L192 121H187V120H184V119H179L178 117H177V114H175L174 113V111H171V110H167L166 112H162V114L161 115H159L158 114V116L156 117L155 115V117H156V119H155V117L153 118V121H152V124L151 125H149V127H148V129H151L152 130V132L150 133V132H148L147 134H146V132H145V134H146V136L144 135V134H141V132L140 133H138V134H140V135H138L139 136V138H137V139H139L138 140V142H136L131 148H129V149H132V150H135V152H137L136 154L138 155L139 153L141 154V155H145V154H147L148 152H153L152 150L154 149V151H155V149L157 150V146H159V147H163V148H165L166 146H165V144L166 145H171L170 147L171 148H173V149H177L178 150V148H176V147H178L177 146V144L178 143H185L186 144V137H185V140H183L182 141V139H178V137H181L182 138V136H186V132L188 133H190V131H191V126H192V123H194L195 124V126H196V128H197V132H195V134L192 132V133H190V135H191V137H193L194 138V141H195V139L196 138H198L199 139V141L200 140H202V138H203V140L204 139H206V138H208V139H206V141L208 140L209 141V138H210V140H212L211 139V137L213 138V132H217V131H215L214 129H216L217 130V125H218V121L214 124V121L216 120L215 119V116H216V114L215 113H211L210 112V114H208V113H206V114H204ZM230 113V114H231ZM80 114H81V116H80ZM219 115H220V113H218ZM22 115H23V113H22ZM209 115H211V116H209ZM264 113H261V116L264 118ZM72 117V119H71V117ZM116 116V115H115ZM129 116H131V117H129ZM191 116V117H190ZM229 117H230V115H229ZM34 118V117H33ZM36 118L37 119H35V120H38L37 122L39 123L38 125H39V127L38 128H40V130L42 129L43 131H45V130H48V129H50L51 128V126H54V124H52V125H47L45 122H43L42 120H41V116L39 115V114H36ZM130 120H129V119ZM219 118V117H218ZM217 118V119H218ZM228 118V117H227ZM226 118V120H228ZM255 118H258V116H256V117H253V119H255ZM29 119V118H28ZM133 119V120H132ZM155 119V120H154ZM33 120V119H32ZM108 120V119H107ZM222 120V119H221ZM248 120V119H247ZM250 120L251 119H249L248 121H249V123H250ZM258 120V123H260V119H257ZM257 120H255V121H257ZM114 121V120H113ZM130 121V122H129ZM223 121V120H222ZM221 121V122H222ZM224 121H225V119H224ZM252 121V123H253V121L254 120H251ZM32 122H34V121H32ZM36 122V121H35ZM111 121H108V125H110L109 123H110ZM117 122V121H116ZM192 122V123H191ZM196 122H199V125H198V123H196ZM220 122V124H222ZM107 123V122H106ZM105 123V124H106ZM115 123V122H114ZM211 123H213V132H210L209 130H210V128L209 127H211L210 125H211ZM247 123V122H246ZM252 123H250V124H245L246 126H245V129H248V127H250V125L252 124ZM257 123V122H256ZM219 124V125H220ZM255 124V123H254ZM254 124H252L251 126H253ZM115 125H120V124H115ZM114 125V126H115ZM143 125V124H142ZM198 125V126H197ZM257 125H259V124H257ZM257 125L255 124L254 125V127L251 129V130H255L256 128H257ZM260 125H262L261 123H260ZM259 125V126H260ZM37 126V125H36ZM111 126V125H110ZM146 126V128H147V124L145 125ZM209 126V127H208ZM221 126V125H220ZM256 126V127H255ZM109 127V126H108ZM214 127H216V128H214ZM261 127V126H260ZM259 127V129H262V128H264V126H262L261 128ZM36 128V127H35ZM105 128H106V126H105ZM112 128V127H111ZM111 128H109V129H111ZM144 128V127H143ZM56 129V128H55ZM180 129H181V131H180ZM188 131H187V130ZM209 129V130H208ZM1 130H3V129H1L0 128V131ZM6 129H4V132H5V134H8V133H6V131H5ZM51 130V129H50ZM58 130V129H57ZM193 130V129H192ZM209 131V133L210 134H212L211 135V137L210 136H208V135H210V134H208V131ZM249 130V129H248ZM257 130H258V128H257ZM38 131H39V129H38ZM49 131V130H48ZM148 131V130H147ZM177 131H179V133L177 132ZM186 131V132H185ZM244 131V130H243ZM262 131H263V129H262ZM4 132H1L2 134H4ZM7 132H9V130L7 131ZM42 132V131H41ZM182 132H185V134L184 135H179V134H181ZM255 132H256V130H255ZM150 133V134H149ZM2 134H0V141H2L3 142V144H4V146H3V144H1L0 145V152L2 153V154H5L6 155V157L1 161V162H3L4 164H6L5 166L8 168V169H10V172H15V173H19L20 171H22V169H23V167H24V165H23V167H22V169H20L21 168V166H18V165H20V164H15V162H17V161H15L14 162V160H13V158H12V155H13V152L10 150V148L6 145L7 143H12V142H10V141H12V139H14V136H16V135H14L13 136V134H11L12 135V137L9 135V136H7V135H4V137H1V135ZM194 136H193V135ZM142 135V136H141ZM197 135V137H195ZM199 135V136H198ZM202 135V136H201ZM217 135H218V133H217ZM262 135V134H261ZM260 135V136H261ZM18 136H20V134H18L17 135V137ZM9 137H11V138H9ZM17 137H16V139H17ZM205 137V138H204ZM254 137V136H253ZM4 138V139H3ZM6 138V139H5ZM19 138V137H18ZM161 138H163L162 139V141H161ZM168 140H167V139ZM201 138V139H200ZM262 138V137H261ZM9 139V140H8ZM165 139H166V141H165ZM4 140L5 141H7V142H5L4 143ZM179 142H178V141ZM260 140V139H259ZM188 141L189 140H187V143H188ZM199 141H197L196 140V142L198 143ZM205 141V140H204ZM165 142V143H164ZM178 142V143H177ZM195 142V144L194 143H192V144H190V142L188 143V145L186 144V146L187 147H185V145H183L184 146V148H183V152L186 154L187 153V149H188V146L189 145H193L194 144V146L195 147H199L198 146V144ZM201 142V143H200ZM199 142V145H203V142L202 141H200ZM160 143H164L163 145L162 144H160ZM169 143V144H168ZM119 144V143H118ZM127 144V143H126ZM259 144H261V143H259ZM123 145V144H122ZM162 145V146H161ZM179 146H180V144H178ZM204 145H205V143H204ZM244 145V144H243ZM247 145V144H246ZM11 146V145H10ZM120 146V145H119ZM126 146V145H125ZM129 146V145H128ZM183 146H180L181 148L183 147ZM238 146V145H237ZM236 146V147H237ZM254 146V145H253ZM256 146V145H255ZM48 148H44L42 151H43V153H46V152H50L49 150H53V148L51 147V146H47ZM158 147V148H159ZM248 147V146H247ZM263 148H260V150L259 149H257V151L256 150H253V151H255V153H251L252 155L250 156V155H248V154H246V156L248 155V156H250L251 158L250 159H252V156L254 155V154H256L255 156H253V157H257L256 158V160H253V162L255 163H253V164H250V163H252L251 161H250V163H247V165H248V167L246 168V171H244V172H239L238 174L239 175H237V171L238 170H236L235 172H234V175L233 174H231V172H230V176H225L224 174H222V173H220V174H222V176H224V178H222V181L223 182H225V183H229L228 185H230V186H232V191H231V189H230V186H229V191H231V192H233V194H238L239 196H241L240 198H242V200L244 199V197L246 198L247 196H249L251 193H254V194H259V195H262V196H264V146H262ZM13 148V147H12ZM254 148H256V147H254ZM127 150H128V147L126 148ZM160 149H162V148H159V150L158 151H162V150H164V149H162V150H160ZM166 149V148H165ZM185 149H186V151H185ZM251 149H252V147H251ZM172 150V149H171ZM245 150L247 151V149H244V147L242 148V147H239L237 150H236V154L235 155H238V156H240V155H245V153H247V152H245ZM70 152L69 153H71V154H66L65 156H63L62 158H59L60 160H59V163H60V165H64L65 164V166H63L64 168L65 167H68L67 166V164L69 165L70 163H72L74 160H76V163L78 164L79 163V161H77V160H79L78 158H76L75 156H76V154H78V153H75L76 151H77V149L76 150H74L73 148H72V150L70 149L69 150ZM73 151V152H72ZM75 151V152H74ZM122 151H125L124 149L122 150ZM157 151V152H158ZM78 152V151H77ZM156 152V151H155ZM251 152V151H250ZM250 152H248V153H250ZM144 153V154H143ZM88 154V153H87ZM90 154H91V161L90 162H88L87 161V164H93V159H94V156L92 155V153L90 152ZM106 154V150L105 149H103V158H104V155ZM181 154H182V152H181ZM184 155V154H183ZM88 156H89V154H88ZM87 158H89V157H87ZM254 158V159H255ZM74 159V160H73ZM55 160V159H54ZM54 160H53V162H54ZM89 160V159H88ZM51 162H52V160H50ZM71 161V162H70ZM211 161V160H210ZM256 161V162H255ZM51 162H49L50 164H51ZM61 162H63V164H61ZM75 162V161H74ZM73 162V163H74ZM212 162V161H211ZM48 163V164H49ZM67 163V164H66ZM76 163H74L75 165H76ZM210 163V162H209ZM209 163H207V164H209ZM47 164V163H46ZM58 164V163H57ZM74 164H71V165H74ZM86 164V162L84 163V166H86L85 165ZM214 164H215V162H214ZM35 169H34V175H35V178L33 179V180H35V182L33 181V184H32V186H31V188H30V186H29V188L27 189V192H28V190L30 191V192H32L31 190H33L34 192H37L38 193V190H37V188L38 189H40L39 187L41 186V184H39V182H40V180L42 179V177L40 176V174H39V172H38V169L42 166V162H35ZM79 165V164H78ZM212 165V164H211ZM210 165V166H211ZM70 166V165H69ZM134 166V167H133ZM140 166L141 165H139V163H135V164H133L131 167H132V169H131V167H130V171H132V173H131V176L128 178V179H124V180H122V182H119V183H117V184H113L112 182H111V184H113V185H111L110 187L108 186V191H107V193H105V190L103 191V193H105V195H106V197H107V199L109 200V198H111V199H113L114 198V200H116V201H119L120 199H116V198H118V197H120L121 195H125V196H127V198H126V200H127V203H126V205H128V206H126V208L129 210V208H130V206H132L131 204H133L134 203V201H136L137 200V196H136V194H137V191L136 190H138V188H139V185L141 184H137L138 182H141L142 180H139V176H141V174L139 175V173H141V172H139V170L138 169H140L141 170V168H140ZM208 166V165H207ZM214 167H216V166H214ZM213 167V168H214ZM12 168V169H11ZM184 168V167H183ZM205 168H207V167H205ZM208 168H209V166H208ZM207 168V169H208ZM27 169H28V167H24V171H27ZM30 169H31V167H30ZM91 171L93 170V167H91L90 166V168H89ZM202 169H203V167H202ZM216 169H218L217 171H216V174L218 173V171H220V168H218V166H217V168ZM223 169V168H222ZM14 170V171H13ZM33 170V169H32ZM210 170V169H209ZM212 170H214V169H212ZM18 171V172H17ZM137 171L139 172L138 174H137ZM165 171V170H164ZM199 171V170H198ZM205 171H206V169H205ZM223 171V170H222ZM240 171V170H239ZM170 172V171H169ZM175 172V178L176 177H180V178H187L188 176L187 175H189V172H187V170H186V168L183 170V169H181V167L180 168H178V169H175V170H173V172L171 173V175H170V177L172 178L173 176H172V174ZM186 172H187V174H186ZM200 172V171H199ZM221 172V171H220ZM227 172V171H226ZM232 172V173H233ZM155 173V171L152 173L153 175H155L154 174ZM191 173H195V172H191ZM203 175H204V173L203 172H201ZM200 173V174H201ZM207 173H208V171H207ZM213 173V174H212ZM212 173L210 172V175L212 174V176H214V177H217L216 176V174L212 171ZM235 173H236V177H234V178H232L231 176H235ZM161 174V173H160ZM163 174V173H162ZM202 174L200 175V177L202 176ZM215 174V175H214ZM168 175V174H167ZM167 175H163V177H162V175H161V177H160V179H159V177L158 176H160L159 174H158V178L157 177H153L152 175H151V179L152 178H154V180L155 179H157V183H159L160 182V184H158V186L160 187V189H164L165 190V187H166V190H167V187H168V182H167ZM184 175H186V176H184ZM196 175H198V172L196 173ZM228 175V174H227ZM0 176H1V174H0ZM166 178H165V177ZM193 176H195V174H193ZM193 176L191 177L190 176V180L193 178ZM211 176V177H212ZM173 177V178H174ZM196 177V176H195ZM194 177V178H195ZM214 177H212V180H211V183L214 181L213 179H214ZM2 177H0V199H6L7 200V204H9L10 202V204H13V202L14 201H16L17 202V200H16V197H17V199H18V197H20V195H21V192H23V193H25V191H24V188H23V186L21 187V191L19 190V192L20 193H18V192H16V191H14V190H18V189H16L17 187L16 186H14V185H12V186H14V190H12V187L11 188H9L8 186H6V185H4V184H6L5 182H3L2 183V179H1ZM141 178V177H140ZM166 179V185H163V184H165V179ZM177 178V179H178ZM198 178H199V175H198ZM210 178V177H209ZM220 178V179H221ZM144 180H145V178H143ZM188 179V180H189ZM197 179V178H196ZM202 179V178H201ZM205 179H207V178H205L204 177V179H202L203 181H206ZM143 180V181H144ZM171 180H172V182L173 181H175L174 179H169V182L171 183ZM189 180V181H190ZM192 180H194V179H192ZM191 180V181H192ZM197 181H198V179H197ZM202 181V182H203ZM41 182H42V180H41ZM44 182V181H43ZM43 182H42V185H43ZM155 182H156V180H155ZM196 182V181H195ZM30 183V182H29ZM35 183V184H34ZM107 184H108V182H106ZM114 183H116V182H114ZM231 183V184H230ZM38 184V185H37ZM93 184V182L91 183L90 181H88V183L86 182V189L87 190H90V191H92V193L93 192H97V191H93V189H92V185ZM9 185H11V184H9ZM27 185V184H26ZM227 185V186H228ZM21 186V185H20ZM25 186V185H24ZM136 186H138V187H136ZM163 186V187H162ZM165 186V187H164ZM5 187H7V189L5 188ZM26 187V186H25ZM33 187V188H32ZM135 187V188H134ZM156 187V186H155ZM158 187V188H159ZM18 188H20V187H18ZM133 188V189H132ZM8 189H10V192L8 193L7 191H8ZM23 189V190H22ZM31 189V190H30ZM41 189H42V187H41ZM130 189L131 190H134V191H130ZM173 189V188H172ZM7 190V191H6ZM12 190V191H11ZM162 190H160L159 191V189H158V191L159 192H161ZM165 190V191H166ZM14 191V192H13ZM5 192V193H4ZM7 192V193H6ZM15 194V196H14V194ZM29 192V193H30ZM40 192H41V190H40ZM132 192H134V194H135V196H136V198H134V196H132ZM136 192V193H135ZM163 192V191H162ZM22 193V195H24ZM36 193V194H37ZM99 193V192H98ZM100 193H101V191H100ZM230 193V192H229ZM4 194H5V196H7V197H5L4 196ZM19 194V196H17ZM133 194V195H134ZM109 195V196H108ZM176 195V194H175ZM2 196V197H1ZM11 196H13V197H15V198H13V197H11ZM83 196V198L86 200V201H90V199H91V194L90 193H85L84 195H82ZM4 197V198H3ZM8 197H11V198H8ZM22 197V196H21ZM173 197V196H172ZM178 198V197H177ZM183 198V200H184V197H182ZM248 198V197H247ZM8 199H9V201H8ZM83 199V200H84ZM135 199V200H134ZM186 199V198H185ZM6 200H3L4 202H6ZM11 200V201H10ZM36 200H38V199H36ZM124 200V199H123ZM178 200V199H177ZM180 200H181V198H180ZM187 200V199H186ZM189 200V199H188ZM187 200V201H188ZM193 199H191V200H189L190 202H188V203H190L191 204V201H192ZM111 201V200H110ZM113 201V200H112ZM172 201V200H171ZM187 201L185 202L186 204H187ZM195 201V200H194ZM244 201H245V199H244ZM246 201H247V199H246ZM126 202V201H125ZM182 202V201H181ZM172 203H175V202H172ZM201 203V202H200ZM9 204V205H10ZM15 204V203H14ZM13 204V205H14ZM169 204H171V202L170 203H168V205ZM177 204V203H176ZM179 204V203H178ZM182 204V203H181ZM185 204V205H186ZM8 205V206H9ZM107 206H108V204H106ZM105 205V206H106ZM167 205V208L165 209V207H164V209L166 210H157V211H155V210H153L154 211V213H151L153 216H152V220H153V222L154 221H159V220H164L166 223H168V226H172L173 224V222L176 224V222H178V221H176V218L178 217V215H179V217H180V215H182V213L183 212H186L187 211V209H189L187 206H185V205H183V206H181V207H175V206H173L172 204H171V206L169 205L168 206ZM67 204H64L63 206H62V204H61V206L59 205V206H56L55 207V209H54V211H46V210H38V212H42L43 214H41V212L40 213H38V212H36V210L33 208V211L32 212H36V214H35V212L32 214V213H30L31 214V217L34 215V216H40V214H41V216H42V218H43V220H44V225H42L41 226V228L39 229H35L36 230V232H35V230L33 229V233H32V235H33V238L34 239H40V237H42L43 235H44V233H45V235L46 236H44V238H49V237H52V236H56L55 234H58V232H60L61 231V228H62V226L65 224V223H59L58 221L59 220H61V222L63 221L62 220V218H64V220L65 221H67L68 222V220H69V222H71V221H73L72 219H75V218H73V217H75L74 215L75 214H73V213H75V212H73V211H69V210H71V208H69V205L67 206ZM163 206H165V205H163ZM191 206V205H190ZM192 206H193V204H192ZM198 206V205H197ZM13 207L11 206V208L10 209H12ZM161 208V207H160ZM201 208V207H200ZM16 209H18V208H16ZM26 209H31V208H26ZM74 209V208H73ZM115 209H118V208H115ZM158 209V208H157ZM180 211H179V210ZM193 209H195V210H193ZM198 209V207H193V208H191V211L193 210V211H199V209ZM227 209V208H226ZM13 210H15V208L14 209H12L11 210V212L13 211ZM21 210V209H20ZM24 211H25V209H23ZM118 210H123V208H120L119 207V209ZM124 210H125V207H124ZM128 210H126V211H122V212H124V213H122V215L125 217V219H124V217H122L123 219H124V221H126V222H132V220H133V222H134V215H133V219H132V217H131V212L130 211H128ZM3 211V210H2ZM10 211V210H9ZM16 211H19V210H16ZM28 211V210H27ZM27 211H25V213L24 214H26L27 213ZM130 213H128V212ZM146 211V210H145ZM149 211V210H148ZM165 211V212H164ZM0 212H1V210H0ZM3 212H5L6 213V211H3ZM3 212L0 214V219L3 217V215L4 216H8V217H5V218H7V219H9V221L11 222V223H14V224H12V226L14 225L15 226V224L17 225V223H18V225L20 226V227H22V229H23V227L24 226H26V224L27 223H25L28 219H29V217L30 216H28L29 215V212L27 213L28 215V218H26V215H25V217L23 216V213L22 212H16L15 214H14V212L15 211H13V213H8V211H7V214H3ZM144 212V211H143ZM181 213V214H180ZM195 213V212H194ZM59 216V217H58ZM138 216V215H137ZM30 217V218H31ZM67 217V218H66ZM146 217H148V216H146ZM26 218V219H25ZM42 218L40 217V219L42 220ZM69 218V219H68ZM151 218V217H150ZM150 218L148 217V221H150ZM2 219H4V217L2 218ZM32 219V218H31ZM101 219V218H100ZM103 219H105V220H103ZM142 218H140V220H141ZM6 220V219H5ZM33 220H35V219H33ZM40 220V221H41ZM43 220H42V223H43ZM146 220H147V218H146ZM152 220L150 221V222H152ZM1 221V220H0ZM3 221V220H2ZM50 221H51V223H50ZM96 221V220H95ZM100 221V222H99ZM99 221H96V223L101 227H103L104 226V224H105V222L104 221H107L108 222V220H106V218H102V220H99ZM123 221V220H122ZM136 221V220H135ZM143 221V220H142ZM163 221V225L165 226L166 224H165V222ZM28 222V221H27ZM29 222H30V219H29ZM33 222V221H32ZM32 222H30V223H32ZM35 222V221H34ZM33 222V223H34ZM47 222L49 223V224H51V230L53 231H51L50 230V232H52V233H50V232H48V235H49V237H47L48 235H47V233L45 232V231H47V227L49 226V224H47ZM66 222V224H68ZM106 222V223H107ZM125 222V223H126ZM137 222V221H136ZM140 222V221H139ZM29 223V224H30ZM41 223V222H40ZM41 223V224H42ZM54 223H56L55 225H54ZM89 223V222H88ZM94 224H96L95 222H93ZM100 223V224H99ZM144 223L146 224V222L144 221ZM154 223H157V222H154ZM169 223H170V225H169ZM218 223V222H217ZM25 224V225H24ZM41 224H39V227H40V225ZM58 224H60V226L58 225ZM90 224V223H89ZM94 224L92 225V226H90V227H92V228H94L95 226H98V225H95L94 226ZM140 224H142V222L140 223ZM139 224V225H140ZM145 224H144V226H145ZM151 224V223H150ZM174 224V225H175ZM178 224H180V223H178ZM177 224V227H179V225ZM214 224V223H213ZM31 225V224H30ZM138 225V226H139ZM160 225H161V223H160ZM10 227V228H8L7 229V232L5 231V233H2V235H0V259L1 260H3V259H5L6 257H4L5 256V254L6 253H10V255L11 256H9L10 257V259H6L5 260V262H3V263H5V264H24L20 259H19V257L17 256L16 257V252H15V249L17 250V246H15V245H17V243L15 244V242H16V240L18 239H14V231H13V228H14V226L13 227ZM105 226H108V224L107 225H105ZM104 226V227H105ZM167 226V225H166ZM176 226V225H175ZM213 226V225H212ZM18 227V226H17ZM32 227V226H31ZM43 227H46V229L45 228H43ZM140 227V226H139ZM143 227V226H142ZM226 227H228V228H224L223 227V225H217L216 224V226H213L212 227V229L217 233V235H219V236H221V235H227V234H230V232L232 233L233 231H235V229L233 228V227H230L229 228V226H226ZM19 228V227H18ZM33 228V227H32ZM50 228V227H49ZM141 228V227H140ZM153 228V227H152ZM239 229H242V231H246V233H251V234H260L261 233V231H263L262 229L264 228V219H263V221L262 222H260L259 224H256V225H253V226H249V227H245V226H240V227H238ZM15 229H16V227H15ZM43 229H44V232H43ZM177 229V228H176ZM180 229H181V227H180ZM6 230V229H5ZM17 230V229H16ZM41 230V231H40ZM55 230H57L56 232H55ZM59 230V231H58ZM140 230V229H139ZM28 231V230H27ZM86 231H88L87 233H88V235H93V236H91L90 237V242L88 243V244H85V243H80V241H78V240H76V242H74V247H73V249H76V248H79L80 250H79V253L81 254V253H85V256H87L88 255V253H90L85 259H84V261H85V263L83 262L82 264H93L92 263V261L91 260H88V259H90L89 258V256L91 255V256H95L96 254L98 255L99 254V251H100V254L101 253H103V254H105V255H111V254H115V255H118V254H120V253H122L123 252V247H122V245H120V246H117L116 248H115V243H114V237H110V238H105L104 237V233H105V235L107 236L108 235V231H109V233L111 234L112 232L110 231V230H108V227H106L105 228V230L104 231H100L101 233V235L99 234L98 235V233L99 232H97V236L94 234V233H92V231L88 228V230H86ZM119 231V230H118ZM2 232H4V230L2 231ZM12 234H11V233ZM19 232V231H18ZM18 232H16L15 231V233L17 234ZM55 232V233H54ZM10 233V234H9ZM43 233V234H42ZM92 233V234H91ZM116 233V232H115ZM120 233H122L121 231H120ZM131 233H134V232H131ZM131 233H128V235L129 234H131ZM143 233V232H142ZM7 234V235H6ZM22 234V233H21ZM31 234V233H30ZM51 234V235H50ZM136 234H137V232H136ZM136 234H132V235H130L131 237V239L132 240H135V239H137L136 238V236H138V235H136ZM17 235H19V233L17 234ZM16 235V236H17ZM122 235H123V233H122ZM122 235H121V237H122ZM126 235V234H125ZM142 235V234H141ZM144 235V234H143ZM142 235V236H143ZM223 235V236H224ZM27 236V235H26ZM96 236V237H95ZM103 237V239H102V237ZM109 236V235H108ZM112 236H113V233H112ZM116 236H118V235H116ZM140 236V235H139ZM118 237H120V236H118ZM120 237V238H121ZM32 238V237H31ZM32 238V239H33ZM96 238V239H95ZM113 238V239H112ZM119 238V239H120ZM126 238V237H125ZM124 238V239H125ZM128 238H129V236H128ZM128 238H127V240H128ZM201 238V237H200ZM199 238V239H200ZM30 239V238H29ZM31 239V240H32ZM43 239V238H42ZM41 239V240H42ZM122 239V238H121ZM140 239V238H139ZM197 239V238H196ZM13 240H15V242H13ZM23 240V239H22ZM45 240V239H44ZM101 240H103L102 242H101ZM200 240H202V238L200 239ZM200 240H198L199 242H200ZM18 241H19V239H18ZM33 241V240H32ZM116 241V240H115ZM122 241V240H121ZM121 241H119L120 242V244H121ZM197 241V242H198ZM204 240H202V242H203ZM206 241V240H205ZM25 242V244H27V245H29L31 242H30V240H29V242H27L26 240L25 241H23V242H21V243H19V244H22V243H24ZM127 242V241H126ZM125 241H124V243H126ZM201 242V243H202ZM116 243H117V241H116ZM123 243V242H122ZM209 243V242H208ZM207 243V244H208ZM18 244V245H19ZM86 245V246H81V245ZM206 243H205V246L207 245ZM23 245V244H22ZM78 247H77V246ZM125 245V244H124ZM201 245H203V244H201ZM199 246V245H198ZM208 246V245H207ZM209 246H212V245H209ZM16 247V248H15ZM19 248L21 247V245L20 246H18ZM65 248V247H64ZM72 249V250H73ZM201 249V248H200ZM199 248H196V247H193V249L192 250H190V252L188 251V255L190 256V257H193L194 258V256L196 255V253L197 252H199V251H197V250H200ZM82 250H83V252H82ZM99 250V251H98ZM184 250H185V248H184ZM188 250V249H187ZM19 251V250H18ZM98 251V252H97ZM97 252V253H96ZM185 252V251H184ZM187 252V251H186ZM15 253V254H14ZM110 253V254H109ZM180 253H181V251H180ZM87 254V255H86ZM93 254V255H92ZM231 254H233V256H231ZM9 255V254H8ZM7 255V256H8ZM19 255H20V253H19ZM83 255V254H82ZM185 255H186V253H185ZM251 255V254H250ZM162 256V255H161ZM178 256H181V255H179L178 254ZM199 256V255H198ZM198 256H196V259L198 258ZM160 257V256H159ZM187 257V256H186ZM186 257H185V259H186ZM235 255H234V253H230V252H227V251H225L224 249H220V253L219 254H217L215 257H213L212 259H210V261H208V263L209 264H222V263H224V264H227V263H229L230 261H232L233 259L235 260ZM255 257V256H254ZM18 258V259H17ZM165 258V257H164ZM172 259V261L173 262H178V261H180V260H182L183 258H179V259H177V258H175L174 256H172V255H168L167 257H166V259ZM200 258V257H199ZM198 258V259H199ZM163 259V258H162ZM188 259V258H187ZM42 260L44 261V259H43V257H42ZM41 260V261H42ZM66 260V259H65ZM87 260V261H86ZM143 260V259H142ZM67 261L68 260H66L65 261V263H63V264H68L67 263ZM88 261H89V263H88ZM132 261V260H131ZM134 261V263L136 262V260H133ZM138 261V260H137ZM146 261V260H145ZM158 261V260H157ZM171 261V260H170ZM171 261V262H172ZM196 261V260H195ZM222 263H221V262ZM26 262V261H25ZM45 262V261H44ZM147 262V263H146ZM145 262V264H152L153 263V261L151 262V261H149V260H147ZM165 262V260L163 261V263L162 264H167L166 262H167V260H166V262ZM28 263V262H27ZM26 263V264H27ZM40 263V262H39ZM38 263V264H39ZM130 263V262H129ZM159 263V262H158ZM31 264H33V263H31ZM35 264H36V262H35ZM41 264V263H40ZM43 264H48V263H43ZM132 264H133V262H132ZM141 264V263H140ZM154 264H155V262H154ZM161 264V263H160ZM170 264V263H169ZM175 264V263H174Z\"/></svg>",
	"mask_w": 264,
	"mask_h": 264
}]
</instances>
